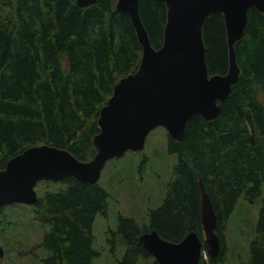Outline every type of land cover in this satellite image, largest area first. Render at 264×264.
Segmentation results:
<instances>
[{
  "label": "trees",
  "instance_id": "obj_1",
  "mask_svg": "<svg viewBox=\"0 0 264 264\" xmlns=\"http://www.w3.org/2000/svg\"><path fill=\"white\" fill-rule=\"evenodd\" d=\"M139 15L150 44L159 47L165 4L139 0ZM203 41L208 71L226 73L228 45L221 13L204 22ZM235 53L240 73L217 116L206 120L194 114L178 140L166 132V151L176 154V160L162 201L147 210L148 222L117 214L108 241L114 251L119 236L125 248L116 264H158L138 239L151 229L171 241L191 230L203 239L200 180L216 214L220 252L212 257L202 247L206 255L198 264H227L226 224L240 197L260 199L249 255L242 264H264V13L249 9ZM141 54L131 19L115 8V0L88 5L0 0V168L11 156L40 143L90 159L99 109L115 82L137 68ZM41 181L63 183L46 188L31 205L44 227L42 264H91L100 254L93 246V223L97 214H107L108 190L71 176Z\"/></svg>",
  "mask_w": 264,
  "mask_h": 264
},
{
  "label": "water",
  "instance_id": "obj_2",
  "mask_svg": "<svg viewBox=\"0 0 264 264\" xmlns=\"http://www.w3.org/2000/svg\"><path fill=\"white\" fill-rule=\"evenodd\" d=\"M95 1L76 0L79 5ZM158 1L166 6V21L162 43L154 48L140 19L139 0H115V8L129 15L142 54L137 68L115 82L99 109L93 156L79 159L49 143L26 147L0 168V211L13 203L34 204L35 186L41 180L71 176L83 183L98 182L110 159L128 150H142L148 133L157 126L178 140L194 114L206 120L217 116L240 73L235 43L244 35L249 9L264 13V0ZM215 12L223 15L228 45V69L223 74L210 73L205 62L203 25ZM200 190L203 239L194 230L178 241L161 237L155 229L139 235V242L158 264H198L204 255L202 247L212 257L220 252L216 214L201 180Z\"/></svg>",
  "mask_w": 264,
  "mask_h": 264
},
{
  "label": "rangeland",
  "instance_id": "obj_3",
  "mask_svg": "<svg viewBox=\"0 0 264 264\" xmlns=\"http://www.w3.org/2000/svg\"><path fill=\"white\" fill-rule=\"evenodd\" d=\"M166 129L153 128L147 135L144 148L140 151H126L110 159L104 166L98 182L110 196L107 214H97L93 223V246L99 250L91 264H116L125 245L119 236L115 238V249L111 251L110 230L115 229L117 214L133 217L139 224L147 223V210L162 201L176 154L166 151ZM48 185L37 182L38 194ZM260 199L248 202L242 197L227 220L225 242L227 256L225 263L242 264L248 258V241L251 238L258 217ZM44 227L34 218L31 205L13 203L0 211V245L4 254L0 264H42L46 250L39 246ZM206 255L205 252H203ZM144 263V262H143Z\"/></svg>",
  "mask_w": 264,
  "mask_h": 264
}]
</instances>
